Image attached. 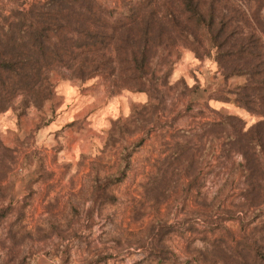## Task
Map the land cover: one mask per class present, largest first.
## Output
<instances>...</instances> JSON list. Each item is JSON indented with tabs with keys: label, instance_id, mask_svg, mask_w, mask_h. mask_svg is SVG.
<instances>
[{
	"label": "rangeland",
	"instance_id": "obj_1",
	"mask_svg": "<svg viewBox=\"0 0 264 264\" xmlns=\"http://www.w3.org/2000/svg\"><path fill=\"white\" fill-rule=\"evenodd\" d=\"M41 1L0 0V17ZM96 1L119 8L127 0ZM170 59L164 108L131 136L109 135L111 122H123L146 95L110 87L99 75L78 81L63 69L52 75L53 95L42 106L19 115L16 100L0 113V140L13 157L0 182V204L10 207L0 222L1 264H171L152 257L147 230L156 220L169 226L164 242L174 264H214L213 252L199 251H209L211 239L231 241L264 221L254 207L240 205V179L231 164L240 157L220 156L218 140L200 166L199 194L177 186L162 202L148 200L145 183L176 129L196 130L216 113L238 115L245 126L259 119L217 98L241 79L224 81L211 57L177 46ZM141 136L124 179L112 187L115 201L93 205V176L112 172L121 147Z\"/></svg>",
	"mask_w": 264,
	"mask_h": 264
},
{
	"label": "trees",
	"instance_id": "obj_2",
	"mask_svg": "<svg viewBox=\"0 0 264 264\" xmlns=\"http://www.w3.org/2000/svg\"><path fill=\"white\" fill-rule=\"evenodd\" d=\"M264 0H127L119 8L96 0H43L25 11L0 17V113L17 102L19 115L40 107L53 95L52 75L66 70L84 81L99 75L110 87L142 92L146 100L127 118L111 122L120 137L146 130L164 108L170 56L177 46L195 57H211L224 81L239 83L217 97L259 116L248 126L235 114L216 113L213 121L176 129L166 153L155 161L144 191L162 202L177 186L186 194L200 192L202 162L214 153L240 160L231 164L240 179V205L264 216ZM146 128V129H145ZM143 136L121 147L112 172L91 180L93 205L115 201L112 187L122 181L132 153ZM11 149L0 140V182L12 162ZM0 197L4 196L1 191ZM10 212L0 204V222ZM169 226L150 224L152 257L174 264L176 256L164 242ZM214 264H264V221L244 229L231 241L210 240ZM1 264V263H0Z\"/></svg>",
	"mask_w": 264,
	"mask_h": 264
}]
</instances>
